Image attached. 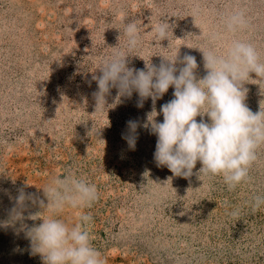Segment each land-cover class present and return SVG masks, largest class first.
<instances>
[{
	"label": "rangeland",
	"instance_id": "374dc122",
	"mask_svg": "<svg viewBox=\"0 0 264 264\" xmlns=\"http://www.w3.org/2000/svg\"><path fill=\"white\" fill-rule=\"evenodd\" d=\"M237 9L249 26L229 33L224 19ZM160 20L173 26L168 40L154 39ZM124 21L140 29L139 48L126 53L136 69L179 49L180 59L196 57L202 78L200 50H222L232 39L251 42L264 59V0H0V264H44L25 225L51 214L39 204L47 202L43 189L69 171L95 184L98 199L56 216L72 227L79 212L90 214L105 264H264V205L249 203L264 195V146L250 179L229 190L221 176L197 175L199 162L188 178L158 167L157 137L144 127L129 148L127 121L144 124L151 98L138 107L137 93L117 98L112 88L96 108L92 76L113 47L125 50ZM213 33L223 38L213 41ZM250 76L257 80L244 84L245 103L255 113L264 109V81ZM173 91L155 101L157 113Z\"/></svg>",
	"mask_w": 264,
	"mask_h": 264
},
{
	"label": "clouds",
	"instance_id": "9594fccd",
	"mask_svg": "<svg viewBox=\"0 0 264 264\" xmlns=\"http://www.w3.org/2000/svg\"><path fill=\"white\" fill-rule=\"evenodd\" d=\"M224 24L227 32L234 33L246 30L249 21L245 11L237 9L225 17ZM172 27L167 20L157 22L154 39L168 40ZM123 33L125 50L113 47L110 56L100 59V75H93L92 80L98 86L93 93L96 108H105L106 95L112 88L117 90V98H130L133 92L137 93L138 107H142L143 100L152 99L153 110L144 124L127 121L128 135L122 138L129 148L134 150L137 128L144 127L157 137L153 154L157 166L167 167L174 176L190 177L199 162L197 175L221 176L229 190L247 182L250 169L258 160V151L264 146V109L259 107L254 113L245 103L248 89L244 84L257 80L250 74L264 81V59L257 47L248 41L232 39L222 50L198 49L206 69L201 78L196 72V57L185 53L180 59L179 49L171 59L162 57L158 65L149 60L143 69L129 67L126 53L137 50L141 44L139 25L124 21ZM222 38V33L211 36L213 41ZM169 87L174 89L173 98L161 105L157 113L155 101ZM160 114L162 122L155 119ZM43 193L47 202L40 200L39 204L51 214L40 219L38 225H25L32 252L39 254L44 264H105L102 253L91 242L90 214L79 212L72 227L56 216L66 206L90 207L98 199L96 185L69 171L53 177ZM24 200L23 194L18 197L21 205ZM249 203L254 210L259 209L264 205V195H255ZM238 214V210L231 213Z\"/></svg>",
	"mask_w": 264,
	"mask_h": 264
}]
</instances>
